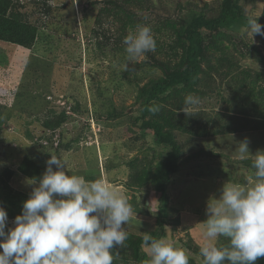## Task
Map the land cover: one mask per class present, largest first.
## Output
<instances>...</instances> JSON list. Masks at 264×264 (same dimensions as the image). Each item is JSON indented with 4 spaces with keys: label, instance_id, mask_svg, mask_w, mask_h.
Wrapping results in <instances>:
<instances>
[{
    "label": "rangeland",
    "instance_id": "1",
    "mask_svg": "<svg viewBox=\"0 0 264 264\" xmlns=\"http://www.w3.org/2000/svg\"><path fill=\"white\" fill-rule=\"evenodd\" d=\"M12 1L17 5L16 10L23 20L37 28V34L30 49L0 42V94L7 97L0 98V102L5 105V117L10 119L8 130H0V139L4 140L0 142V167L4 164L15 169L14 164L17 163V166L29 152L33 154L38 145L53 150L61 144L72 146L69 157L63 160L69 175L95 177L98 171V178L116 186L133 206L134 215L128 225H124L128 235L142 236V233L158 232L157 195L150 188L137 191L134 184L129 186V183H135L134 179L130 180L131 175L139 174L138 171L147 165L146 158L151 157V152L146 148L153 141L147 134L141 139L138 136L133 122L140 110L136 96L141 86L160 75L158 67L148 65L156 62L173 66L179 60L180 49L176 41L179 26L184 23L182 21L200 13L206 16L215 15L219 0ZM263 6L261 0H253L251 4L244 3V14L248 19H255L260 16ZM130 19L133 23L127 25ZM135 19L138 24L151 27L156 49L125 68L127 54L123 40L129 29H134L137 25ZM166 22L170 23L168 27L164 26ZM225 34L228 39L222 40L225 53L223 56L232 58V61L239 59V69L245 67L243 64L256 69L261 64L264 65V37L255 35L251 38L243 31L240 35L232 32ZM101 43L103 50L98 48ZM250 48H253L252 52L248 51ZM219 52L222 53L221 50ZM219 52L208 50L207 53L219 56ZM212 55L204 56L201 63L204 72H209L207 66L211 68L210 80L207 82L214 93L211 99L205 98L199 106L206 111L221 109L224 104L220 102V98L228 100L231 97L227 85L230 75L223 77L220 74L224 70H219L220 67L216 66ZM258 58L262 59V63ZM205 78L206 74H203L202 83ZM35 82L42 84L39 89H50L52 93L47 95L49 102L46 105L43 103L39 107L36 103L35 87H31ZM204 89L209 91L205 87ZM59 96L62 98L59 99ZM62 104L65 107L63 109ZM76 105L79 106L78 111ZM35 109L40 110L39 113ZM62 110L71 119L63 124L62 132L51 134L42 126V122L49 119L53 112L57 115ZM112 110L114 114H105ZM117 115L119 116L115 117ZM26 132L29 136H26ZM214 143L213 152L222 153L224 156L226 153L231 154L235 150L231 147L236 146L232 139L223 137H218ZM9 145L16 149L13 154L12 150L5 154ZM62 149L63 146L59 150ZM231 158L235 160L236 157ZM213 161L216 166L203 162V169L193 168L190 171L188 168L187 171L178 172L177 182L168 194L169 207L175 209V213L169 216L170 225L167 224L158 239L164 238L183 248L191 238L193 245L202 247L205 244L200 223L207 219V206L204 212L198 213L195 210L202 205V199L198 195L206 194L207 196L202 197L207 201L210 194L221 193V183L214 182L229 181L224 168L217 167L218 160ZM132 162L135 167L131 169L129 164ZM187 164L190 166L191 163ZM194 174L203 178H197ZM209 176L215 180L209 179ZM185 182V186L191 185L186 190L193 198H187V193L178 195L179 188ZM17 184L21 185L16 186ZM17 184L15 186L21 192L31 189L26 183ZM135 197L137 205L142 208V202L146 200L147 210L143 211L147 215L135 213ZM176 220L178 224L175 223ZM217 243L227 245V239L220 237ZM125 253L130 256L131 250L125 247ZM147 258L149 259L148 256ZM192 258L197 264H203L199 255Z\"/></svg>",
    "mask_w": 264,
    "mask_h": 264
},
{
    "label": "trees",
    "instance_id": "2",
    "mask_svg": "<svg viewBox=\"0 0 264 264\" xmlns=\"http://www.w3.org/2000/svg\"><path fill=\"white\" fill-rule=\"evenodd\" d=\"M252 1L219 0L217 5L218 12L215 15L206 16L200 13L199 15H191L187 21H182L184 23L179 26L176 41V45L180 49L179 60L173 66L165 63L157 64L156 62L154 65H148L149 67H158L160 75L155 79H150L138 89L136 100L140 104V110L133 122H135L140 139L147 134L153 140L152 144L146 148L152 155L153 160L149 161V163L153 170L151 169L144 174H133L130 180L136 179L138 188H150V191L157 195L156 224L159 231L151 233L156 239L161 237L165 228L170 225L168 218L171 213H175V209L169 207L168 194L170 191L168 190L176 184L179 171H187L188 168H190V171L193 168L203 169L201 167L203 162L215 165L213 160H218L219 163H216L218 164L217 167L221 168L222 166L224 168L228 176L227 180L243 183L252 174L251 159L239 160L234 150H232L231 154L226 153V156L222 153L213 152L215 139L218 137L230 138L237 145L238 142L247 138L252 155H255L257 150H264V71H262L264 65L261 64V67L256 69L243 64L242 66L245 67L239 69V59L232 61V58L223 56L225 53L222 40L224 38L228 39L225 32L240 35L248 20L244 14L243 4H251ZM261 2L264 4V0H261ZM16 8L17 5L12 0H0V42L30 49L35 42L37 28L25 22ZM256 20L264 26V6ZM129 23H133V21L130 19L127 25ZM136 24H138V21L135 19ZM169 24L166 22L164 26L168 27ZM262 30L264 31V28ZM207 40L209 41L206 47ZM98 48L103 50V44L98 45ZM208 50L218 52L221 50L222 53L219 52V56H214L207 53ZM248 51L252 52L253 48ZM102 53L106 57L103 51ZM206 55H212L213 61L217 64L216 66L219 65L220 67L219 70H224L220 73L223 77L230 75L227 85L231 97L228 100L220 98V102L224 106L217 111H206L204 108H198V110L200 109L199 111L196 110L186 114L180 109L184 107V99L189 93L201 97L202 100L205 98L211 99L214 94L213 89L208 86L207 82L210 80L209 72L211 68L207 66L209 72H204L205 69L201 67V63L204 61L203 58ZM258 59L262 63V59ZM203 74H206V78L203 79L202 83ZM26 76L29 77V75ZM39 85L42 87V84L35 82L32 83L31 87H35L34 92L37 94L36 103L40 107L41 104L45 103L46 105L49 102L46 97L52 93L50 89H39ZM204 87L209 89V91L205 90ZM0 98L7 99L4 95H1ZM153 103L163 106L160 112L155 115L148 111V108ZM76 104L79 103L77 102ZM9 106L14 109L11 104ZM78 110L79 106L76 105V111ZM113 112L112 110L105 114L108 116V114H114ZM4 113L5 105L0 102V130H8L10 126L8 124L10 119L6 118ZM53 113L49 119H45L42 122V126L48 129L51 134H56V132H62L63 124L71 117L66 116L64 110L57 115L55 112ZM2 118L5 120L3 121ZM26 136H29L28 132H26ZM0 142H4V140L1 138ZM66 142L68 141L66 140ZM61 146H63V149L59 150ZM71 147L61 144L53 150L38 145L33 154L29 152L17 166V163L14 164L15 169H11L4 164L0 167V207H4L8 213L9 227L12 226L11 221L15 216L21 214L22 204L28 199L32 190V188L26 192L17 190L16 186L21 185L17 184V182L29 185L28 180L39 178L43 174L46 168V161L50 159V155H56L62 160L67 159L69 157L67 150ZM235 147L231 148L235 149ZM8 150H12V154L16 151L11 145L7 146L5 154H7ZM231 157L236 158L234 160ZM200 158L205 159L202 161L199 160ZM188 162L191 163L190 166L187 164ZM88 163L90 164V162ZM129 166L131 169L135 167L134 162L129 164ZM69 170H71V167ZM194 175L197 178H203L201 175ZM84 177L87 180L93 179L92 176L85 175ZM209 179L215 180L210 176ZM226 182L228 181H216L214 183H221V186H223ZM132 184L134 183H129V186ZM186 184L185 182L182 185L184 190H182V186L179 188L178 191L180 193L178 195L182 196L183 193H187V198H193L186 190L191 185L185 186ZM202 196L205 197L207 195H198V198L202 199V205L198 209L195 208L198 213L204 212L209 200H203ZM210 196L218 199L220 192L215 195L214 193L210 194ZM176 198L178 199V197ZM145 201L143 200L142 202L144 210L146 209ZM141 208L135 202V213L147 215ZM175 223L178 224V221L176 220ZM141 245L142 236L129 234L124 246L116 249L119 255L113 264H142V261L148 259V255ZM183 246L190 252L189 264H197L192 256H200V245H193L191 238ZM125 247L131 250L130 256L125 253ZM201 263H203L202 257ZM255 264H264V257L259 258Z\"/></svg>",
    "mask_w": 264,
    "mask_h": 264
},
{
    "label": "clouds",
    "instance_id": "3",
    "mask_svg": "<svg viewBox=\"0 0 264 264\" xmlns=\"http://www.w3.org/2000/svg\"><path fill=\"white\" fill-rule=\"evenodd\" d=\"M262 28L250 18L242 31L251 38L264 37ZM123 43L125 68L156 49L147 24L129 29ZM201 104V97L189 93L180 110L188 114ZM162 107L153 103L148 111L155 115ZM234 151L239 160H252L253 172L245 183H224L218 199L209 198L207 219L200 223L203 264H255L264 257V150L252 155L245 138ZM28 184L32 190L11 227L7 211L0 207V264H113L119 255L116 249L128 239L124 225L134 215L122 191L102 178L69 175L56 155H50L43 174ZM220 237L228 240L227 245L217 243ZM141 247L149 257L142 264H189V250L164 238L142 233Z\"/></svg>",
    "mask_w": 264,
    "mask_h": 264
},
{
    "label": "crops",
    "instance_id": "4",
    "mask_svg": "<svg viewBox=\"0 0 264 264\" xmlns=\"http://www.w3.org/2000/svg\"><path fill=\"white\" fill-rule=\"evenodd\" d=\"M62 97H60L59 99H61ZM59 102V101H58ZM152 156V155H151ZM147 160H148V163H147V165L146 166H144L143 168H142V170L141 171H138L139 173H146V172H149L151 169L153 170V168H151L150 167V163H149V161H152L153 159H152V157H150V158H146ZM99 174H100V172H96V176L95 177H93V180L94 179H96V178H98V176H99ZM100 178V177H99ZM136 178V177H135ZM244 183V182H243ZM135 189L138 191L139 189H145L144 187H142V188H138L137 187V181H136V179H135ZM170 190V189H169ZM168 190V191H169ZM136 193V192H135ZM136 196V195H135ZM135 202H137V198L135 197ZM140 208V207H139ZM141 210H144L143 208H141ZM146 210V209H145Z\"/></svg>",
    "mask_w": 264,
    "mask_h": 264
}]
</instances>
